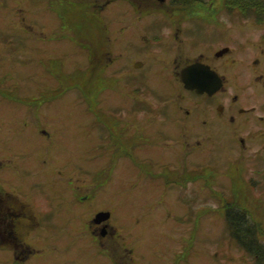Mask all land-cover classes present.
<instances>
[{
	"label": "flooded vegetation",
	"instance_id": "1",
	"mask_svg": "<svg viewBox=\"0 0 264 264\" xmlns=\"http://www.w3.org/2000/svg\"><path fill=\"white\" fill-rule=\"evenodd\" d=\"M224 4L220 9L227 10ZM204 6L212 10L213 0H44L45 17L48 12L55 17L48 32L64 39L50 46L44 43L49 53L42 57L62 60L76 46L86 56L78 69L83 92L88 93L96 79L101 94L108 92L109 85L117 88L120 98L113 121L105 125L110 123L106 129L112 128L115 146L124 148L117 150L120 175L161 179L167 185L181 184L185 178L196 183L199 167L187 169L178 157L184 159L203 144H210L213 152L217 138L245 148L255 137L252 125H264L260 114L264 111V43L259 42L255 50L247 38L236 44L210 39L205 31L227 11H203ZM27 9L30 5L24 0H0V47L12 37L4 26L16 22L21 49V20L32 16ZM194 64V78L184 80L183 71ZM12 68L21 72V63H13ZM71 72L67 67L61 76L70 88L79 79ZM3 74L2 85L6 80L14 85L21 80ZM128 81L133 84L126 89ZM153 83L172 84L174 90L166 87L161 95L143 94L140 84L152 87ZM186 83L204 84L209 90L199 92ZM42 85L39 81L36 88ZM125 134L130 137L123 139ZM187 147L191 148L186 151ZM4 162L1 159L0 166ZM127 163L132 164L122 167ZM14 176L0 172V264H89L92 250L110 264L152 263L150 258H132L131 252H114L122 243L114 236L119 235L110 221L113 212L90 211L88 180L75 189L52 188L36 175ZM74 180L79 181L71 175L70 184ZM102 212L108 214L97 216ZM109 237H113V252H107Z\"/></svg>",
	"mask_w": 264,
	"mask_h": 264
},
{
	"label": "rangeland",
	"instance_id": "2",
	"mask_svg": "<svg viewBox=\"0 0 264 264\" xmlns=\"http://www.w3.org/2000/svg\"><path fill=\"white\" fill-rule=\"evenodd\" d=\"M24 1L30 5L27 11L32 16L21 20V49L17 46L16 22H6L10 23L4 28L12 35L11 42L4 41L0 47V75L21 79L15 85L7 84L8 80L6 85L0 84V157L5 159L0 172L12 177H21V173L36 175L52 188L75 189L77 183L88 180L90 211L108 208L113 212L110 221L119 235L114 236L118 244L122 243L121 248L115 246L114 252L122 255L131 252L132 258H150L149 264H257L229 235L225 209L228 205L241 210L250 223L257 224L264 246V131L259 130L264 125H252L255 137L245 148L217 138L213 152L210 144H203L184 159L178 157L179 164L187 169L199 167L201 175L196 176V183L185 178L181 184L167 185L161 179L133 180L120 175L117 150L124 148L115 146L111 126L106 129L110 123L105 125L113 121V109L120 98L117 88L109 85L108 92L101 94L96 79L91 81L88 93L83 92L78 69L86 56L76 46L68 50V56L63 54L62 60L52 59L51 55L42 57L49 53L45 51L48 45L64 37L48 32L50 19L55 25V17L51 12L45 17L44 0ZM222 2L230 5V10L220 9ZM258 6L246 9L236 0H213L212 10L206 6L201 10L228 13L218 17L206 35L235 44L247 38L256 50L259 42L264 43V14L260 15L262 8ZM13 63H21V72L12 70ZM67 67L72 76L79 78L72 88L61 79ZM39 81L44 88H36ZM131 84L128 81L124 87L129 89ZM140 87L143 94L161 95L166 87L174 90L172 84ZM129 137L125 134L123 139ZM98 169H102L99 175ZM71 175L79 181L70 184ZM113 237L108 238L109 248ZM89 264L110 263L92 250Z\"/></svg>",
	"mask_w": 264,
	"mask_h": 264
},
{
	"label": "trees",
	"instance_id": "3",
	"mask_svg": "<svg viewBox=\"0 0 264 264\" xmlns=\"http://www.w3.org/2000/svg\"><path fill=\"white\" fill-rule=\"evenodd\" d=\"M238 4H242L244 8L258 6L262 8L260 15L264 14V0H236ZM227 10H230V5L227 6ZM259 21V19H258ZM226 226L229 235L235 239L238 245L252 258L257 264H262L264 260V246L262 245L259 237V230L257 224L254 225L248 221L246 214L236 208L226 206L225 209Z\"/></svg>",
	"mask_w": 264,
	"mask_h": 264
},
{
	"label": "water",
	"instance_id": "4",
	"mask_svg": "<svg viewBox=\"0 0 264 264\" xmlns=\"http://www.w3.org/2000/svg\"><path fill=\"white\" fill-rule=\"evenodd\" d=\"M195 64L194 65H191L189 66L188 68H186L183 73H182V77L184 80H190L191 78H194V76L191 75V73L194 71L195 69ZM186 87H189V88H195L197 91L199 92H203L205 90H209V87L204 85V84H199V83H186ZM102 214H108V212L106 213H99L97 216H100Z\"/></svg>",
	"mask_w": 264,
	"mask_h": 264
}]
</instances>
